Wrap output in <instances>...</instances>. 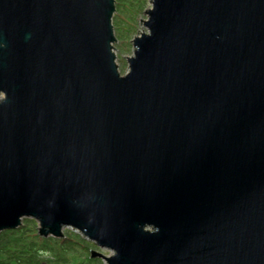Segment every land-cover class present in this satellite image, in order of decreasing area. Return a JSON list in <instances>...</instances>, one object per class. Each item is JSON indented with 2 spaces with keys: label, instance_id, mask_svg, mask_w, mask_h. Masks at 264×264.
<instances>
[{
  "label": "water",
  "instance_id": "water-1",
  "mask_svg": "<svg viewBox=\"0 0 264 264\" xmlns=\"http://www.w3.org/2000/svg\"><path fill=\"white\" fill-rule=\"evenodd\" d=\"M0 0V232L104 264H264V0Z\"/></svg>",
  "mask_w": 264,
  "mask_h": 264
},
{
  "label": "trees",
  "instance_id": "trees-1",
  "mask_svg": "<svg viewBox=\"0 0 264 264\" xmlns=\"http://www.w3.org/2000/svg\"><path fill=\"white\" fill-rule=\"evenodd\" d=\"M114 5V50L120 56L117 66L123 74L126 63L121 57L131 52V40L146 0H114ZM92 248L95 247L91 243L69 230L63 239L40 238L37 224L29 219H24L16 230L0 232V264H103L100 259L89 257Z\"/></svg>",
  "mask_w": 264,
  "mask_h": 264
},
{
  "label": "rangeland",
  "instance_id": "rangeland-1",
  "mask_svg": "<svg viewBox=\"0 0 264 264\" xmlns=\"http://www.w3.org/2000/svg\"><path fill=\"white\" fill-rule=\"evenodd\" d=\"M149 8H151V5H150L149 1L146 0V7H145V10H147V9H149ZM145 10H144V11H145ZM144 11H143V12H144ZM145 19H146V17H145V15L142 13V15L140 16V18L138 19L137 28H136V34L134 35V37L139 36L141 33L146 32L144 26L142 25V21L145 20ZM134 37H133V38H134ZM133 38H132V39H133ZM131 41H132V40H131ZM114 45H115V43L113 44V48H114ZM131 48H132V46H131ZM114 52H115V62H116V64L118 65V63H119V60H118V59L120 58V56H119V54L117 53L116 50H114ZM131 54H132V49H131V52H130L129 54H125V55H123V56L121 57V58H123V59L125 60V63H126V58L130 57ZM126 70H127V64L125 65V72H126ZM118 71H119V70H118ZM119 72H120V71H119ZM125 72H124V73H125ZM124 73H123V74H124ZM66 230H68V229H64V230H63V233H65ZM69 231H71V230H69ZM91 250H95V251H97V252L103 254L104 256H109V255H110L109 252L104 251V250L99 249V248H92ZM102 263H103V262H102ZM103 264H104V263H103Z\"/></svg>",
  "mask_w": 264,
  "mask_h": 264
}]
</instances>
